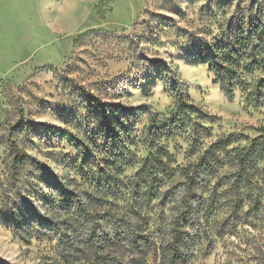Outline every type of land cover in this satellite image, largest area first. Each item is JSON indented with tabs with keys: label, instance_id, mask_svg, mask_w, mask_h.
<instances>
[{
	"label": "rangeland",
	"instance_id": "rangeland-1",
	"mask_svg": "<svg viewBox=\"0 0 264 264\" xmlns=\"http://www.w3.org/2000/svg\"><path fill=\"white\" fill-rule=\"evenodd\" d=\"M255 23L264 28V0H0V264H130L132 258L168 264L159 251L141 258L128 241L106 246L103 259L77 248L90 224L78 218L72 200L59 202L61 187L94 189L97 166L109 157L106 122L90 98L112 105L109 121L123 120L116 131L131 153L119 172L125 183L149 151L150 119H168L179 93L210 115L194 121L212 129L197 146L190 126L163 138L172 166L191 164L221 135L254 138L264 125V92L257 90L264 46L253 40L236 48L232 97L195 52L217 43L229 52L234 34H247ZM174 78L179 88H172ZM12 141L44 167L19 165ZM229 157L196 188L193 205L200 211L185 227L194 239L180 247L183 264H264V158L236 186ZM183 181L179 174L166 179L151 201L127 190L112 209L138 221L160 245L171 239V222L182 210ZM108 207L93 210V222L102 221L98 238L115 235ZM66 222H78L71 241L61 234Z\"/></svg>",
	"mask_w": 264,
	"mask_h": 264
},
{
	"label": "trees",
	"instance_id": "trees-1",
	"mask_svg": "<svg viewBox=\"0 0 264 264\" xmlns=\"http://www.w3.org/2000/svg\"><path fill=\"white\" fill-rule=\"evenodd\" d=\"M256 40L260 45L264 46V28L257 23L253 24L247 34L241 32L235 33L232 39V49L225 52V48L220 44H200L196 48L195 56L199 58L202 64L208 65L210 71L215 76V81L219 84L220 89L228 96L232 97L235 80L238 74L237 51L236 48L244 46ZM180 87L177 78L172 80V88ZM257 90L264 92V78L257 83ZM91 104L99 109V115L105 120V127L109 133L106 138L105 147L108 148L109 157L104 159L105 164L97 166L98 178L93 181L94 189L86 188L80 190L65 189L63 184L61 187V195L59 202L66 204L65 197L72 200V206L76 208L78 218L84 219L85 223L90 224L88 240L77 245L80 251L88 255L96 254L100 257L101 252L108 245H115L128 241L132 252H138L141 258L147 256L150 251H158L168 258V264H183L185 254L181 253L180 247H187L194 237H191L185 227L195 222L193 214H197L200 208L194 210L193 200L197 198L196 188L198 185L207 183L209 175L217 172L219 167L224 163L225 157H229L231 163H234L236 171L234 184L236 186L243 181L248 180L249 169L252 168L259 159L264 158V125L256 128L258 135L249 138L247 135H221L212 141L191 164L180 167L172 166L173 154L170 153L165 144L160 141L165 138L174 137L181 130L190 126L194 136L193 143L198 145L201 138L211 135V126H206L194 119L210 118L203 108L192 101L188 95L179 93L176 99L174 112L168 119L159 120L153 116L147 127L145 141L148 143L149 151L142 159L141 166L131 177L128 183H125L119 176L121 163H130V151L124 153L127 149L123 146L124 141L120 139V131H116V124L124 128L121 117L117 116L115 120L109 121L107 114L109 112L110 103H103L99 99L90 98ZM247 140V145L240 147L233 146L234 143L241 139ZM229 147H231L229 149ZM10 149L19 165L25 163L31 164L36 168H43L44 164L38 159L30 156L26 151L19 148L14 141L10 144ZM225 157H224V155ZM177 174L184 178L182 185L184 190L181 193L182 210L179 215L171 222L172 237L168 241H162L160 245L149 234L145 233V228L138 222H131V218L118 215L113 211L115 201L123 195L127 190L131 194L139 196L143 192L146 200L151 201L160 193V188L164 185L166 179L175 177ZM145 188V189H144ZM144 190V191H143ZM169 194L170 192L164 191ZM173 193V192H172ZM111 198V199H110ZM201 199L202 197L199 196ZM109 205L105 210L107 216L106 223L111 224L115 230V235L102 236L95 231L96 226L102 225V221L93 222V210ZM194 211V213H193ZM139 214V213H138ZM183 217V220H181ZM102 218V216H97ZM91 222V223H90ZM66 229L56 225L61 231L62 237L66 241H71L72 234L70 231H76V223L66 222ZM106 235H109L106 233ZM103 259V257H100ZM139 259L132 258L130 264H139Z\"/></svg>",
	"mask_w": 264,
	"mask_h": 264
}]
</instances>
